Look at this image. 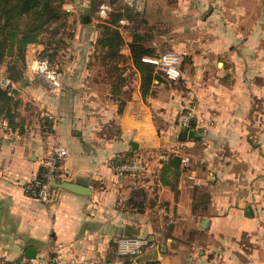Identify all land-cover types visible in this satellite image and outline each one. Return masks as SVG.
Here are the masks:
<instances>
[{"label":"crops","instance_id":"crops-1","mask_svg":"<svg viewBox=\"0 0 264 264\" xmlns=\"http://www.w3.org/2000/svg\"><path fill=\"white\" fill-rule=\"evenodd\" d=\"M96 3H65L73 35H63L55 60L63 87L25 70L11 93L16 115L0 123V258L34 247L62 262L110 264L120 237L153 235L158 246L139 264H264V0H134L146 43L182 56L181 76L161 74L145 97L130 57L132 21L119 26L126 58L104 57ZM46 48L35 42L28 52ZM192 106L195 135L182 138L176 116ZM56 140L68 149L56 180L86 191L55 185L44 202L24 185ZM163 151L179 160H159ZM127 153L150 171L113 169Z\"/></svg>","mask_w":264,"mask_h":264},{"label":"trees","instance_id":"trees-1","mask_svg":"<svg viewBox=\"0 0 264 264\" xmlns=\"http://www.w3.org/2000/svg\"><path fill=\"white\" fill-rule=\"evenodd\" d=\"M65 3L66 0H0V64L5 65L9 77L15 80L23 78L28 46L31 43L42 42L43 34L46 32L50 33L51 39L45 42L47 48L41 56H48L53 64L56 63L57 52L66 43L63 35H73L70 22L71 10L64 6ZM111 8L106 16H103L102 21L98 22L100 35L96 44L104 57L112 58L116 62L126 58L120 51L126 40L119 26L122 18L132 21L134 25L132 39L129 42L130 57L140 72V87L145 97L153 93V81L159 78L160 74L156 71L155 65L144 60L143 56L156 55L160 51L146 43L147 33L140 30V24H135L142 19L140 11L134 4L112 0ZM58 32L61 36L53 38ZM52 40L56 42L50 46ZM113 66L117 69L115 64ZM118 69L120 70V67ZM119 77H122L120 72ZM115 86H118V81H115ZM17 104L18 100L0 85V115L8 116L10 123L16 115L14 106ZM119 110L121 111L122 108L120 107ZM123 157L131 158L130 153ZM178 160L177 156L170 154L169 159L164 162L171 163ZM142 264H159V260L149 259Z\"/></svg>","mask_w":264,"mask_h":264},{"label":"built area","instance_id":"built-area-1","mask_svg":"<svg viewBox=\"0 0 264 264\" xmlns=\"http://www.w3.org/2000/svg\"><path fill=\"white\" fill-rule=\"evenodd\" d=\"M112 0H98L97 12L101 16H106L111 9ZM132 3L134 0H125ZM66 8L67 7L65 4ZM143 59L155 65L158 73L168 79L176 80L182 74L181 61L182 56L174 50L160 51L156 55H144ZM31 74L41 75L50 82L54 87L61 89L64 85L65 73L58 65L53 64L48 56H38L30 54L28 48L26 51V68ZM0 85L9 93L18 88L19 82L8 75H0ZM195 118L193 106L181 110L176 116V123L180 128H191ZM8 118L0 115V123L8 124ZM68 154V149L61 142L56 140L43 160V167L38 176L24 185L27 194L35 196L44 202H48L54 191L55 184L53 180L57 179L60 173V163ZM168 152H160L159 160L169 159ZM189 157H182L187 161ZM111 167L120 173H129L132 176H140L150 171L147 162L141 159L119 157L111 162ZM158 246L153 235H126L118 239L116 257L110 264H139L138 257L147 250ZM95 258H78L72 257L62 262L58 255L46 253L44 255H35L32 257H23L21 259H3L0 258V264H97Z\"/></svg>","mask_w":264,"mask_h":264},{"label":"water","instance_id":"water-1","mask_svg":"<svg viewBox=\"0 0 264 264\" xmlns=\"http://www.w3.org/2000/svg\"><path fill=\"white\" fill-rule=\"evenodd\" d=\"M194 135H195V129H193V128L186 127L180 132V137H182V138H186L187 136L193 137ZM53 183L55 185L64 186V187H67L71 190L78 191V192H85L86 191V186L79 184L77 182H72V181H68V180H63V181L53 180ZM35 255H36L35 248L29 247L28 251L26 253V257H32Z\"/></svg>","mask_w":264,"mask_h":264},{"label":"rangeland","instance_id":"rangeland-1","mask_svg":"<svg viewBox=\"0 0 264 264\" xmlns=\"http://www.w3.org/2000/svg\"><path fill=\"white\" fill-rule=\"evenodd\" d=\"M67 1H70V0H66V2H67ZM123 1H124V0H120V3H123ZM96 2H97V0H96ZM96 5H97V3H96ZM64 6H65V4H64ZM67 7H68V6H67ZM112 8H113V6H112ZM112 8H111V9H112ZM95 10H96V8H95ZM99 16H101V15H99ZM104 17H105V16H104ZM102 18H103V17H102ZM102 18H100V19H102ZM133 25H134V24L131 23V24L127 25V26H128V27L130 26V28H131L130 30H132V29H133V28H132ZM49 36H50V33H49V32L44 33V34H43V39H44V40H43L42 42L45 43L46 41H48V39L50 38ZM59 36H61V35H59V32H58V33L55 34V37H53V38L56 39V38L59 37ZM53 38H52V39H53ZM50 39H51V38H50ZM52 41H53V40H52ZM55 42H56V41H53V42L50 44V46H53V44H54ZM45 44H46V43H45ZM46 46H47V44H46ZM164 50H172V49H164ZM164 50H162V51H164ZM158 51H159V50H158ZM55 60H57V57H55ZM55 64H56V63H55ZM56 65H57V64H56ZM58 66H60V65H58ZM60 67H61V66H60ZM108 71H109V73L114 74V73L117 72L118 70L115 69L113 65H110ZM159 74H160V73H159ZM160 75H161V74H160Z\"/></svg>","mask_w":264,"mask_h":264}]
</instances>
